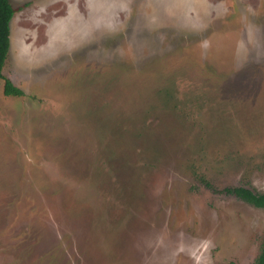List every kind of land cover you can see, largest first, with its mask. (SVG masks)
<instances>
[{"label": "rangeland", "instance_id": "rangeland-1", "mask_svg": "<svg viewBox=\"0 0 264 264\" xmlns=\"http://www.w3.org/2000/svg\"><path fill=\"white\" fill-rule=\"evenodd\" d=\"M10 2L0 264H253L264 0Z\"/></svg>", "mask_w": 264, "mask_h": 264}, {"label": "trees", "instance_id": "trees-1", "mask_svg": "<svg viewBox=\"0 0 264 264\" xmlns=\"http://www.w3.org/2000/svg\"><path fill=\"white\" fill-rule=\"evenodd\" d=\"M14 11L15 9L13 8L10 0H0V79L3 80L2 91L4 95L22 96L24 95V91L15 86L11 80L2 73L10 45V21ZM201 181L204 182L205 185L210 186L204 178H201ZM220 191L231 194L255 207L264 210V192H259L241 185L227 186L220 189ZM253 264H264V237L261 243L260 251Z\"/></svg>", "mask_w": 264, "mask_h": 264}]
</instances>
